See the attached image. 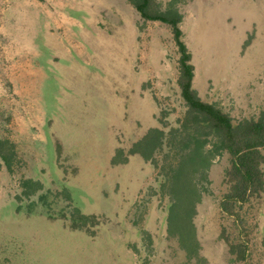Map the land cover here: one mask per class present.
I'll return each mask as SVG.
<instances>
[{
  "label": "rangeland",
  "instance_id": "rangeland-1",
  "mask_svg": "<svg viewBox=\"0 0 264 264\" xmlns=\"http://www.w3.org/2000/svg\"><path fill=\"white\" fill-rule=\"evenodd\" d=\"M154 7L181 15L197 95L234 120L256 117L264 0ZM178 56L171 27L128 0H0V140L15 152L11 169L0 158V264H264V190L239 223L219 207L226 153L209 167L187 241L168 232L156 168L127 153L182 115ZM25 178L42 189L24 196ZM222 232L245 240V260Z\"/></svg>",
  "mask_w": 264,
  "mask_h": 264
},
{
  "label": "trees",
  "instance_id": "trees-1",
  "mask_svg": "<svg viewBox=\"0 0 264 264\" xmlns=\"http://www.w3.org/2000/svg\"><path fill=\"white\" fill-rule=\"evenodd\" d=\"M128 2L142 18L159 20L171 27L179 54L177 83L184 109L174 124L148 128L127 153H138L156 168L158 193L166 197L168 203V232L180 233L184 241L192 239L191 218L201 193L208 190L209 167L215 158L226 153L228 163L222 178L225 188L219 207L239 223L242 206L261 196L264 190V107L256 117L234 120L215 103L202 100L192 88L194 66L182 40L180 13L171 7L160 11L154 7V0ZM5 142L0 140V158L11 169L15 152L12 145L5 152ZM20 186L21 194L26 197L42 189L40 181L32 178L22 179ZM75 211L77 218H89L80 215L78 208ZM224 235L222 232L230 252L236 253L238 260H245V240L229 242Z\"/></svg>",
  "mask_w": 264,
  "mask_h": 264
}]
</instances>
